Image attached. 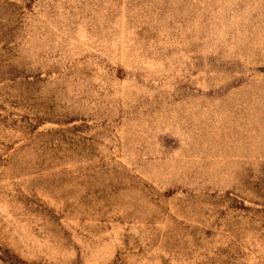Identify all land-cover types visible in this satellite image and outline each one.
Returning a JSON list of instances; mask_svg holds the SVG:
<instances>
[{"label": "rangeland", "instance_id": "rangeland-1", "mask_svg": "<svg viewBox=\"0 0 264 264\" xmlns=\"http://www.w3.org/2000/svg\"><path fill=\"white\" fill-rule=\"evenodd\" d=\"M0 264H264V0H0Z\"/></svg>", "mask_w": 264, "mask_h": 264}]
</instances>
